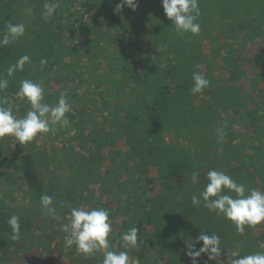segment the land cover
Here are the masks:
<instances>
[{"label": "rangeland", "instance_id": "374dc122", "mask_svg": "<svg viewBox=\"0 0 264 264\" xmlns=\"http://www.w3.org/2000/svg\"><path fill=\"white\" fill-rule=\"evenodd\" d=\"M107 1L0 0V33L6 22L23 23L26 27L24 36L0 48V75H6L10 84L17 87L22 79L34 81L39 77L48 104L54 105L64 92L71 105L66 114L69 126L53 125L52 132L35 139L37 146L30 151L44 191L53 197L52 206L59 211L55 215L45 211L37 214L42 221L39 226L33 225L29 246L23 235L14 241L7 233L0 234V258L5 257V264H101L102 253L85 257L76 252L75 246L64 247L66 233L62 226L70 222V208L92 206L89 202L99 206L108 200L109 191L114 193L115 203L109 205L111 242L116 231L135 222L126 214L136 212L140 203L137 197L140 189L123 192V187L136 185L140 178L166 173L171 162L178 169L203 168L206 172L212 168L225 169L238 183L253 187L252 175L239 166V160L234 161L233 169L227 168L226 164L232 160L226 151L231 150L237 135L245 130L246 116L236 113L238 87L245 85L251 95L248 105L257 120L253 128L258 127V138L252 142L264 151V0H199L201 32L195 36L176 34L160 0H138L134 11L125 5L119 13L114 10L121 0H113L116 19L110 17ZM45 3L61 10V21L55 14L48 21L43 19ZM59 42L63 52L57 64ZM93 49L98 55L103 50L104 55H92ZM22 55L30 56L31 63L13 77H7L6 69ZM111 57L116 69L101 75L110 70ZM41 59L48 61L43 68ZM134 66L150 86L193 82L194 72L203 74L210 85L203 93L174 92L161 99L163 104H159L156 113L164 107L161 110L166 117L156 116L145 130L137 123V118L144 116V107L126 108L141 90L134 78ZM43 70L49 72L46 78ZM248 74L254 81L247 78ZM8 90L0 96H5ZM10 90L8 103L20 118L29 105L14 102L18 89ZM82 97L91 102L89 107L78 105ZM122 98L125 100L119 104ZM151 106L158 105L152 101ZM123 108L126 110L117 112ZM225 121L227 134L218 141L215 129ZM70 126H78L80 134ZM90 131L105 140V144L89 141ZM231 135L228 143L227 136ZM6 138H0V198L15 206L13 214L21 212L35 219L36 211L25 198V184L15 171L19 166L12 159L25 151L27 145L15 144L14 138L9 137L7 148ZM205 183V175L199 176V182H193L191 176L163 194H153L155 199L147 211L159 218L149 224L148 230L160 232L178 264L192 263L187 255V241L192 237L195 250H199L202 241L195 242V237L201 232L221 237L218 264H230L234 251L242 254L257 251L262 225H258L259 230L258 226L246 227L243 235H237L223 216L209 212L202 203L192 204L191 197L199 195ZM69 187L70 194H61ZM55 195L60 196L54 198ZM59 200H64L63 207ZM8 251L12 253L9 255ZM196 260L197 264H217L208 260L206 254ZM128 264L141 263L129 254Z\"/></svg>", "mask_w": 264, "mask_h": 264}, {"label": "clouds", "instance_id": "9594fccd", "mask_svg": "<svg viewBox=\"0 0 264 264\" xmlns=\"http://www.w3.org/2000/svg\"><path fill=\"white\" fill-rule=\"evenodd\" d=\"M165 16L172 22L178 35L191 33L193 36L201 32V24L198 18L201 15L199 0H160ZM133 11L138 7V0H121L117 4L115 12L119 13L124 6ZM56 12V7L50 3L43 5L42 17L50 20ZM26 27L23 23L6 22L0 33V48L16 42L24 36ZM31 63L28 55L20 56L13 65L6 69L7 77H13L17 71H23L24 66ZM48 63L47 59H41L43 68ZM193 84L191 93L196 95L203 93L210 85V81L200 72L192 75ZM9 80L0 75V92L8 88ZM19 100L26 102L29 108L25 115L18 118L13 105L8 103L6 96H0V138H14L15 144L21 146L33 142L39 135L53 131V125L61 127L69 126L66 115L71 111L66 93L62 92L54 105L44 102L45 89L43 82L31 79L19 81L18 90L15 93ZM228 124L225 121L215 129L218 141L226 136L225 129ZM193 182H199V174L193 173ZM206 183L199 195L191 197L192 204L203 207L216 216H223L235 228L237 235H243L246 227L256 229L257 225L264 223V190L255 187L249 188L243 183H238L225 169H209L205 174ZM42 207L47 214L55 215L53 197L44 194L40 198ZM61 206H64L61 202ZM7 224L11 228V239H20V219L16 215L9 216ZM66 233L64 247L75 246L76 252L85 257H92L96 253H102L101 264H128L129 251L138 246V229L130 227L122 233V248L127 250L116 251L112 248L110 234L113 231L110 223V210L102 206H84L70 208V222L62 226ZM192 237L187 242V255L192 258V264H197V257L206 254L208 260L220 262L221 237L211 232H201L195 237V242H201L199 250H195ZM264 248V243L260 245ZM230 264H264V251H254L242 254L240 251L231 253ZM0 264H3L0 261Z\"/></svg>", "mask_w": 264, "mask_h": 264}, {"label": "trees", "instance_id": "16d2710c", "mask_svg": "<svg viewBox=\"0 0 264 264\" xmlns=\"http://www.w3.org/2000/svg\"><path fill=\"white\" fill-rule=\"evenodd\" d=\"M112 1L113 0H108L106 8L110 14V17L112 19H116L117 15L113 13L112 11ZM62 13L59 8L56 7V12L55 16L58 21H61L62 18ZM59 26V25H58ZM64 39V38H63ZM61 42V38H59ZM59 42V48H58V55L56 56L55 62L59 64V55L62 54L63 49L62 46L60 45ZM92 55H95L96 57H100L104 55L103 50L100 52V54H95V50L93 49L91 51ZM98 55V56H97ZM114 58H110L109 62V69L108 72H105L101 75L109 74L113 69H116V62L113 60ZM52 66V65H51ZM60 66V65H58ZM80 69V68H78ZM136 66L133 67V71L135 72L134 78H136V81L139 83L141 90H139L134 98H132V101L126 106V108H131L133 106H141L144 107L145 113L144 116L141 118H137L138 122L141 123L140 126H143V129H147V127L151 126L150 120H155L156 116L163 115L165 111L161 110L164 109V107H161L157 112V108H159V104H163L161 99H165L170 93H183L184 91H190L193 82H188V80H184L181 84H162L158 86H150L149 84L146 83L145 76L140 77L139 73L136 70ZM46 70H43V72ZM80 70L77 71V73ZM246 72V71H245ZM244 72V73H245ZM49 72H44L45 78L48 76ZM249 73V71H248ZM6 74V72H5ZM145 74V71L143 72ZM74 76H76V73H73ZM6 78V75H4ZM247 78H250V74L247 75ZM11 79V78H10ZM251 81H254L253 78H250ZM36 82H40L41 78L36 77L34 80ZM12 83L9 81V84ZM18 87L15 85L13 86L12 84L8 85V91L5 93V96L7 97L8 94L11 92L10 89H14ZM240 89L239 93L237 94V99L239 100L238 103V108L236 110V113H238L240 116H246L247 122L245 124V130L237 135V140L235 144L233 143L232 146L230 147L231 150L227 149V153L231 157V162H228L227 168L229 170L233 169L235 166V160H239V166L243 167L244 170L247 172H250L252 175V185L253 187L257 188L258 190H264V151L260 150L258 147H256L252 139L253 138H258L257 136V128L254 127L255 123L257 122L256 117L254 115V110L250 109L251 107L248 105L249 100L251 99L250 91L249 88L242 86L238 87V90ZM6 90V89H5ZM3 93V92H0ZM111 94V93H110ZM109 97H114L112 94ZM109 97L107 99H109ZM14 102L15 101H21L17 98L12 99ZM125 100V98L121 99V102L118 101L119 104H123L122 102ZM155 103V105H158L156 107L151 106V102ZM44 102L49 103V100H44ZM91 102L88 101L87 99L85 100L82 97V100L79 102V106L82 107H89V104ZM147 108V109H146ZM153 109V110H151ZM126 109L123 108L122 110H117V112L121 113L125 111ZM82 112V111H81ZM154 112V113H153ZM78 113V112H77ZM166 117V116H164ZM143 122H147L145 125ZM143 123V124H142ZM78 127V126H77ZM77 127H72L69 128L78 130ZM78 133L80 134L79 130ZM235 137V136H234ZM228 143L232 140V135L227 136ZM88 140L95 143L98 142V145H104L105 140L100 139L98 135L92 131L89 132L88 134ZM256 141V140H255ZM6 142V147L8 148V145H10V138L7 137L5 139ZM26 150L21 152L20 154H17L12 158L15 160L14 162L18 164V169H16V174L18 173V176L20 179L24 182L25 188H26V194L25 198L29 201L30 206H32L35 211H36V217L35 219H32L28 215H23L21 212H17L16 214L14 213L15 206L13 204L5 202L3 197L0 198V234L5 235V233L8 234V236H11V228L7 224V220L9 216L11 215H16L20 219V226H21V232L20 235L25 236L24 239L29 240L28 246L30 245V240H31V229L35 223L36 225L39 226L40 221H42V218L38 217L37 214L40 213L41 211L46 210L42 207L40 203V198L45 193L44 191V185L41 182L38 172L35 169V163L33 161V157L30 151L36 148V140L33 142L26 144ZM169 152V151H168ZM9 152L7 153L8 156ZM11 157V156H10ZM9 157V159H10ZM172 156L170 155L169 152V158L171 160ZM167 160V158H166ZM168 161V160H167ZM176 163L171 162L170 163V168L169 171L166 173L159 175L157 177H144L139 179V183L136 185H131V187H123V192H129L130 190L134 189H140L139 195L137 196L140 203L137 207L136 212L126 214L128 217H133L134 223L130 225V227H136L138 229V246H139V251L136 249H131L128 250L129 254L134 255L139 259L141 264H153L152 261H154L155 264H178L176 258L169 253V248L167 246V243L163 236L160 234L158 231H149L148 226L152 221H157L159 215H151L147 211L150 206L153 203L155 196L153 194H163L166 192V190L171 189L174 187V185H178L179 183L184 182V180H188L191 178L193 173H198L199 176L205 175L206 170L203 168L198 169L197 171L194 170L195 168L189 167V168H184V169H178L175 168ZM191 166V165H190ZM192 168V169H191ZM186 176V178H184ZM53 192V190H52ZM57 190H54V194L56 193ZM71 188H67L65 192L61 194H70ZM82 193V190L80 191V194ZM109 198L103 203H99V206L105 207V208H110V204L115 203V197L113 196L114 193L108 192ZM148 194V195H146ZM8 195V194H7ZM60 195H55L54 198L59 197ZM144 197V198H143ZM82 201V199L80 200ZM64 200H59V204H61ZM95 204V203H93ZM92 203L89 202V205H92ZM97 204V203H96ZM17 205V203L15 204ZM7 206V207H6ZM20 207V206H16ZM63 207V206H62ZM75 207V206H72ZM118 207V206H117ZM60 208V207H59ZM13 210V213H12ZM59 210L56 209V212ZM124 211H121V213ZM111 214V212H110ZM35 221V222H34ZM127 222V220H125ZM262 229L258 232L259 235V243L257 246V250L259 251H264V248H261L260 245L264 243V223L261 224ZM258 226V225H257ZM125 226L123 230L116 231L114 238L112 237V241L114 242L112 246H116V251L120 250H127L122 248L123 241H122V233L126 231L128 228ZM261 226H258V230L260 229ZM115 237L118 238V241L115 242ZM27 246V247H28ZM8 248V247H7ZM7 250V249H6ZM9 255L12 253V251H8ZM149 256V257H148ZM150 256L155 257V258H150ZM0 261L5 264V257L2 256L0 258ZM192 264V263H190Z\"/></svg>", "mask_w": 264, "mask_h": 264}, {"label": "crops", "instance_id": "0c3cea01", "mask_svg": "<svg viewBox=\"0 0 264 264\" xmlns=\"http://www.w3.org/2000/svg\"><path fill=\"white\" fill-rule=\"evenodd\" d=\"M256 56L258 55V54H255Z\"/></svg>", "mask_w": 264, "mask_h": 264}]
</instances>
